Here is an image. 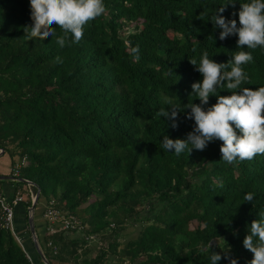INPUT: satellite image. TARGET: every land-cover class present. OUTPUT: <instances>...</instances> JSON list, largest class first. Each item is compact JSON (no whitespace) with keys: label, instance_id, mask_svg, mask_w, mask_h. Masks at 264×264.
Here are the masks:
<instances>
[{"label":"trees","instance_id":"16d2710c","mask_svg":"<svg viewBox=\"0 0 264 264\" xmlns=\"http://www.w3.org/2000/svg\"><path fill=\"white\" fill-rule=\"evenodd\" d=\"M223 3L104 0L80 41L60 48L55 36H25L29 0H0V152L13 168L26 159L19 178L34 182L35 194L40 189L33 219L50 264H208L211 250L221 254L218 264H228L226 255L238 264L252 258L242 240L264 211V154L228 164L220 140L202 151L166 152L163 136L184 138L194 121L180 112L173 128L156 114L162 96L176 105L192 99L201 76L189 58L207 51L227 62L236 50V35L219 39L209 19ZM239 6L222 15L238 22ZM245 50L252 60L243 65V86L255 88L264 84V49ZM215 100L210 95L204 107ZM245 192L253 201L242 202ZM51 199L86 229L49 233L38 212ZM20 203L25 229L15 207L8 227L0 204V264H45L30 231L31 197ZM135 221L140 234L121 244Z\"/></svg>","mask_w":264,"mask_h":264},{"label":"clouds","instance_id":"9594fccd","mask_svg":"<svg viewBox=\"0 0 264 264\" xmlns=\"http://www.w3.org/2000/svg\"><path fill=\"white\" fill-rule=\"evenodd\" d=\"M236 2L224 0L209 17L214 28L220 29L219 39L236 35V50L230 59L218 63L207 51H201L198 57L189 58L201 76L191 84L192 99L176 105L168 96L161 97L162 106L156 114L170 121L171 127L178 126L180 112L194 121L184 138L163 136L160 147L166 152L179 155L193 149L202 151L210 142L220 140V159L228 164L264 154V84L255 88L243 86L249 80L243 65L252 60L251 52L245 49H264V0H239L238 22L222 15L225 6ZM29 7L31 24L25 26L28 40L55 36L56 44L64 48L80 41L84 26L104 12L105 4L104 0H29ZM56 28L61 34L54 32ZM56 59L60 62V57ZM222 90L228 94L221 95ZM210 95L216 97L215 103L204 107ZM196 98L198 103L193 102ZM246 201H253L251 192L243 194L242 202ZM246 227L242 245L253 254L247 264H264V211H259L258 219ZM207 258L208 264H218L222 257L211 250ZM225 259L228 264H238L235 258L226 255Z\"/></svg>","mask_w":264,"mask_h":264},{"label":"built area","instance_id":"2783aa9c","mask_svg":"<svg viewBox=\"0 0 264 264\" xmlns=\"http://www.w3.org/2000/svg\"><path fill=\"white\" fill-rule=\"evenodd\" d=\"M26 164H27L26 159H23L21 162L16 163V165L13 168V176L20 183L24 182L29 186H31L30 184L31 181L26 179L25 181H22L19 178L20 170ZM36 194L33 192V190H30L28 192V197L29 196L31 197L32 203L36 200ZM24 200L27 199L24 198V193H22L20 190L16 191V194L13 200L11 201L5 199L3 196H0V204L3 207L5 214V220H6L5 224L11 229H14V215H15L14 207L20 202H23ZM29 215L32 216L34 215V212H32L30 209H29ZM43 216L48 224L47 230L49 233H55L59 229L64 231H71V232L73 231L81 232L86 229V226L76 214L58 208L55 200L53 199H51L46 203ZM48 245H51V242H49Z\"/></svg>","mask_w":264,"mask_h":264},{"label":"crops","instance_id":"0c3cea01","mask_svg":"<svg viewBox=\"0 0 264 264\" xmlns=\"http://www.w3.org/2000/svg\"><path fill=\"white\" fill-rule=\"evenodd\" d=\"M8 161H10V160L8 159L6 162H8ZM8 165H6V166H8ZM9 166H11V164ZM0 174L8 175V176L13 177V175L8 174L7 172H2L1 171ZM17 182H19V181L14 179V177L12 179L5 180L4 183L2 182V185L0 186L1 187V192L0 193L2 194V196L5 199H7L9 201L13 200V198H14V196L16 194V191H18V190H20L22 193H24V198L25 199L28 198V192L30 190H32L31 187L28 184H24V183L20 184V182L18 184ZM16 188H17V190H16ZM27 188H28V192L25 193L26 192L25 190H27ZM46 203H47L46 201H44L42 203V207H40V209H39L40 211L38 212L39 215H41V218L43 220H45V218L43 216V212H44V208L46 206ZM15 210H16V220H17V223H18V227L21 228V229H25L26 228V225H25L26 209H25V207L23 206V204L19 203V204H17L15 206ZM41 221L42 220H40L38 223H40L41 225L42 224L43 225L46 224V222H44V221L41 222ZM41 231H43V229ZM94 242H95L94 245H97V242L96 241H94ZM114 264H117V263H114Z\"/></svg>","mask_w":264,"mask_h":264},{"label":"rangeland","instance_id":"374dc122","mask_svg":"<svg viewBox=\"0 0 264 264\" xmlns=\"http://www.w3.org/2000/svg\"><path fill=\"white\" fill-rule=\"evenodd\" d=\"M133 26H134V23H132V24L129 23L128 25H126L125 28H124L123 31H122V34H123V35H127L129 29L132 28ZM0 153H1V152H0ZM6 159H7V160L9 159V160L11 161V157H10V155L5 154V155L2 156V154H0V172H1V171H2V172H7L8 174L13 175V167H12V166H9V165L11 164V162H10V161L6 162V161H7ZM8 164H9V165H8ZM6 165H8V166H6ZM2 182L4 183L5 180H2ZM20 184H21V183H20ZM1 185H2V184H1ZM25 191H26L25 193H27V192H28V188H27V190H25ZM95 199H96L95 197H91V198L89 199V202H93ZM85 206H86V205H85ZM142 208H143V207H142ZM79 213H81V215L84 216V217L87 216V214L83 211V209H80V212H79ZM141 225H143V224H138V223L135 221V223L133 224V227L126 229V230H125L126 234L124 235V238H122V239L120 240L121 244H123V242L125 243V242L129 241L130 238H135V237H137V236L140 234V231H141V229H142ZM32 238H33V236H32ZM124 239H125V241H124ZM96 251H97L96 249L92 248V251L89 252L87 255H88V256H89V255L92 256V255L95 254ZM114 263H115V262H114ZM111 264H112V263H111Z\"/></svg>","mask_w":264,"mask_h":264},{"label":"water","instance_id":"95a60500","mask_svg":"<svg viewBox=\"0 0 264 264\" xmlns=\"http://www.w3.org/2000/svg\"><path fill=\"white\" fill-rule=\"evenodd\" d=\"M3 153V150H1V153ZM13 177L11 176H8V175H3V174H0V181L2 180H9V179H12ZM15 179V178H14ZM22 181H25V179H22L20 178ZM31 185H34V186H37L34 182H30ZM39 195H40V189H38V192L36 194V200L32 203L31 207L29 208L32 212L35 211V208H36V203H37V200L39 198ZM29 226H30V231H31V234L34 238V243H35V246H36V249L38 251V253L40 254L43 262L45 264H50L46 255L44 254L43 250L41 249V246L37 240V235H36V230H35V224H34V219H33V216L32 215H29Z\"/></svg>","mask_w":264,"mask_h":264}]
</instances>
